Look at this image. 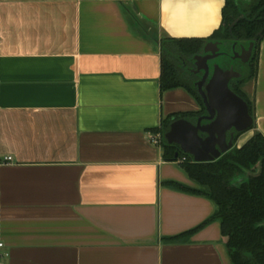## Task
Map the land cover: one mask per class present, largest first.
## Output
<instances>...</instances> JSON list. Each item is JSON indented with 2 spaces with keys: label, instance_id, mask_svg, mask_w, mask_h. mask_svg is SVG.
Wrapping results in <instances>:
<instances>
[{
  "label": "crops",
  "instance_id": "1",
  "mask_svg": "<svg viewBox=\"0 0 264 264\" xmlns=\"http://www.w3.org/2000/svg\"><path fill=\"white\" fill-rule=\"evenodd\" d=\"M224 0H0L3 264H232L217 210L151 137L200 112L162 89V42L207 39ZM243 86L264 136V41ZM11 157V162L5 158ZM4 163V164H2Z\"/></svg>",
  "mask_w": 264,
  "mask_h": 264
},
{
  "label": "trees",
  "instance_id": "2",
  "mask_svg": "<svg viewBox=\"0 0 264 264\" xmlns=\"http://www.w3.org/2000/svg\"><path fill=\"white\" fill-rule=\"evenodd\" d=\"M222 24L207 39H166L162 42V89H187L201 104L200 112L175 113L163 121L157 132L164 136L173 122L187 119L195 122L206 114L197 87V75L183 67L184 62L200 54L209 42L250 45L255 42L251 75L235 80L230 88L245 99L251 110L253 104L243 86L257 74L259 44L264 41V0H224ZM164 159L179 163L198 188L177 182H167L171 189L205 196L216 205V212L202 225L183 234L164 238L167 244L188 242L200 229L213 222L221 225L222 236L232 264H264V136L256 134L242 147L212 163L198 164L177 146L163 141ZM178 156L176 157V155ZM186 158L183 162L181 160ZM249 173V174H248Z\"/></svg>",
  "mask_w": 264,
  "mask_h": 264
},
{
  "label": "water",
  "instance_id": "3",
  "mask_svg": "<svg viewBox=\"0 0 264 264\" xmlns=\"http://www.w3.org/2000/svg\"><path fill=\"white\" fill-rule=\"evenodd\" d=\"M221 45L219 41L209 42L203 49L205 56L194 57L196 69L193 74L201 75L196 85L206 114L200 116L196 123L187 119L177 120L165 134L169 145L177 146L180 152L189 155L198 164L219 160L234 149L243 134L255 129L256 125L253 109L230 88L231 81L241 79L242 74L233 68L224 70L218 64L213 66L211 73L210 62L224 55L220 52ZM237 45L238 41H235L234 51ZM254 47L255 42L250 43L248 49L242 46L241 53L236 52L234 59L248 63Z\"/></svg>",
  "mask_w": 264,
  "mask_h": 264
},
{
  "label": "flooded vegetation",
  "instance_id": "4",
  "mask_svg": "<svg viewBox=\"0 0 264 264\" xmlns=\"http://www.w3.org/2000/svg\"><path fill=\"white\" fill-rule=\"evenodd\" d=\"M221 43H222V45L220 46V49H221L220 52L224 55H222L219 58H217L216 60L210 62L211 73L213 72V66L215 64H218L224 70H229V69L233 68L235 71L241 73L242 77L251 75V73H252L251 72V69H252L251 66L253 65L252 59H253L254 50H253V54H252L250 61L248 63H244L238 58L234 59L235 53L236 52L241 53V47L244 46L246 49H248L249 45H244V44L238 43V45L235 48V51L234 50L232 51V50L224 48L225 44L223 42H221ZM197 55L205 56L203 51ZM197 55H195V56H197ZM194 57L190 60L189 64L184 62V65H183V67H185L186 70H190L191 72H193V70L196 69V61L194 60ZM200 80H201V75L197 77V81H200ZM234 81L235 80L231 81L230 85H232ZM196 121L194 123H196ZM204 123H208V122H204Z\"/></svg>",
  "mask_w": 264,
  "mask_h": 264
},
{
  "label": "built area",
  "instance_id": "5",
  "mask_svg": "<svg viewBox=\"0 0 264 264\" xmlns=\"http://www.w3.org/2000/svg\"><path fill=\"white\" fill-rule=\"evenodd\" d=\"M164 140H165V136L163 134L154 135V136L151 137V141L154 144H162ZM184 160H186V158H183L181 160V162H183ZM11 161H12V158L11 157L5 158V162H11ZM2 164H4V163H2ZM2 248H4V243L3 242H0V251H1ZM1 257H8V254L7 253H5V254H1L0 253V259H1ZM0 264H3V263L0 262Z\"/></svg>",
  "mask_w": 264,
  "mask_h": 264
},
{
  "label": "rangeland",
  "instance_id": "6",
  "mask_svg": "<svg viewBox=\"0 0 264 264\" xmlns=\"http://www.w3.org/2000/svg\"><path fill=\"white\" fill-rule=\"evenodd\" d=\"M233 46H234V44H231V45H229V44H225V47H224V48H226V49H229V50H232V51H233ZM233 53H234V52H233ZM235 146H237V144H236Z\"/></svg>",
  "mask_w": 264,
  "mask_h": 264
}]
</instances>
